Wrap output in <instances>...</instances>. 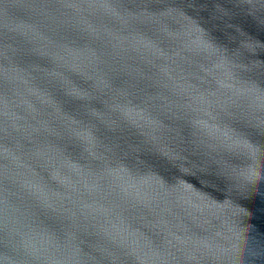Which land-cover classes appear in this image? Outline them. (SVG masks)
<instances>
[{"label": "water", "instance_id": "obj_1", "mask_svg": "<svg viewBox=\"0 0 264 264\" xmlns=\"http://www.w3.org/2000/svg\"><path fill=\"white\" fill-rule=\"evenodd\" d=\"M0 264H264V0H0Z\"/></svg>", "mask_w": 264, "mask_h": 264}]
</instances>
